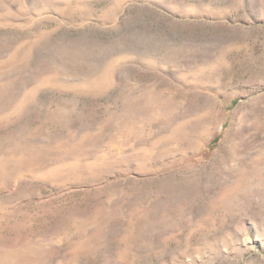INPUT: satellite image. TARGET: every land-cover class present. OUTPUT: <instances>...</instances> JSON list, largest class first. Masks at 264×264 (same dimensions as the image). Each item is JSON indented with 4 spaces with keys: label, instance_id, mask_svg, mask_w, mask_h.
I'll list each match as a JSON object with an SVG mask.
<instances>
[{
    "label": "rangeland",
    "instance_id": "374dc122",
    "mask_svg": "<svg viewBox=\"0 0 264 264\" xmlns=\"http://www.w3.org/2000/svg\"><path fill=\"white\" fill-rule=\"evenodd\" d=\"M0 264H264V0H0Z\"/></svg>",
    "mask_w": 264,
    "mask_h": 264
}]
</instances>
